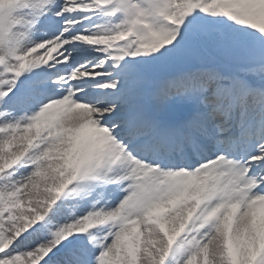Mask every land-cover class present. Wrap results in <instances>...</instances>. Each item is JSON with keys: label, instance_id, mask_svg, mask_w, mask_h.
Masks as SVG:
<instances>
[{"label": "snow or ice", "instance_id": "obj_1", "mask_svg": "<svg viewBox=\"0 0 264 264\" xmlns=\"http://www.w3.org/2000/svg\"><path fill=\"white\" fill-rule=\"evenodd\" d=\"M0 264H264V0H0Z\"/></svg>", "mask_w": 264, "mask_h": 264}]
</instances>
